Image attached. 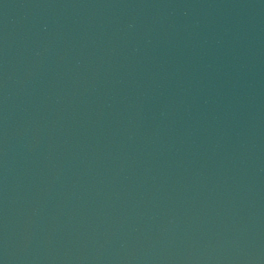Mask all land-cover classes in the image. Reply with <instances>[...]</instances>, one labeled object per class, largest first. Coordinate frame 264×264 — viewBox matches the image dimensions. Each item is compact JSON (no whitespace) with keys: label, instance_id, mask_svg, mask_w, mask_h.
<instances>
[{"label":"water","instance_id":"water-1","mask_svg":"<svg viewBox=\"0 0 264 264\" xmlns=\"http://www.w3.org/2000/svg\"><path fill=\"white\" fill-rule=\"evenodd\" d=\"M0 264H264V0H0Z\"/></svg>","mask_w":264,"mask_h":264}]
</instances>
